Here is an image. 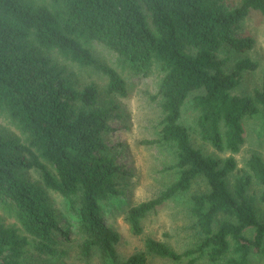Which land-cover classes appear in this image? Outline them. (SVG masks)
I'll return each mask as SVG.
<instances>
[{
    "label": "trees",
    "instance_id": "obj_1",
    "mask_svg": "<svg viewBox=\"0 0 264 264\" xmlns=\"http://www.w3.org/2000/svg\"><path fill=\"white\" fill-rule=\"evenodd\" d=\"M264 0H0V264H56L71 250L102 264H251L264 257V159L252 155L240 170L234 155L246 125L264 132V71L260 88L237 95L245 74L260 64L255 46L238 34ZM97 44L117 57V67ZM240 57L232 71L225 51ZM89 71L107 79L105 91ZM157 74L160 137L148 142L174 151L166 171L175 180L155 198L130 206L125 220L136 236L165 203L190 197L196 245L178 252L145 238L144 250L123 259L120 233L107 225L109 201L120 193L115 146L108 135L119 118L117 99L131 78ZM192 102L201 139L226 159L194 146L181 123ZM261 135V133H260ZM255 192L251 193V188Z\"/></svg>",
    "mask_w": 264,
    "mask_h": 264
},
{
    "label": "rangeland",
    "instance_id": "obj_2",
    "mask_svg": "<svg viewBox=\"0 0 264 264\" xmlns=\"http://www.w3.org/2000/svg\"><path fill=\"white\" fill-rule=\"evenodd\" d=\"M242 0H225V4L236 7ZM238 34L242 37H251L255 41L254 48L247 52V56L260 64L255 72L245 74L241 86L235 94H250L262 84L264 71V16L258 12H252L241 24ZM100 54L110 64L117 67V57L97 44ZM223 57H228V69L232 71L235 62L240 57L233 51L225 50ZM119 69V68H118ZM130 94L127 98L117 99L119 107V118L111 122L113 128L108 135L107 141L110 146L117 148L119 165L123 166L126 172L120 179L119 194L109 201V213L106 214L107 225L115 228L121 236L117 247L119 255L128 259L132 255L144 250L145 238L151 237L158 241L167 243L178 252H183L196 245L195 232L190 228L189 217L190 197L194 193L206 190L202 180H198L190 193L186 196L165 203L151 213L143 222V234H133L129 224L125 220L126 210L141 202L155 198L162 190L170 185L176 178L172 171L166 168L174 164V151L171 148H163L158 144L150 145L148 142L159 139L162 121V111L159 102L152 100L157 93L158 76L149 78H131ZM89 82L98 84L101 90L105 91L107 79L102 74L89 71ZM188 102L183 109L181 123L189 129L191 139L195 147L201 149L206 155L219 159H226L229 153H220L212 145L204 142L196 127V114ZM0 124H4L0 117ZM261 133V135H260ZM246 143L242 151L234 155L240 170L245 168L246 162L252 155H259L264 159V132L258 122H249L246 125ZM256 188V187H255ZM251 188V193L255 192ZM257 189V188H256ZM261 215H264V208L260 206ZM56 264H102L101 257H94L86 261L80 257L78 252L71 250L63 259L57 260ZM147 264H177L159 257H149ZM182 264H187L182 263ZM196 264H206L199 260ZM251 264H264V257L254 256Z\"/></svg>",
    "mask_w": 264,
    "mask_h": 264
}]
</instances>
